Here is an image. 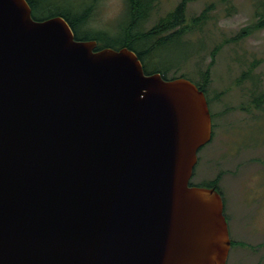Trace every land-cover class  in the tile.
Listing matches in <instances>:
<instances>
[{
    "label": "water",
    "instance_id": "water-1",
    "mask_svg": "<svg viewBox=\"0 0 264 264\" xmlns=\"http://www.w3.org/2000/svg\"><path fill=\"white\" fill-rule=\"evenodd\" d=\"M97 47L0 0V264H227L205 92Z\"/></svg>",
    "mask_w": 264,
    "mask_h": 264
},
{
    "label": "rangeland",
    "instance_id": "rangeland-1",
    "mask_svg": "<svg viewBox=\"0 0 264 264\" xmlns=\"http://www.w3.org/2000/svg\"><path fill=\"white\" fill-rule=\"evenodd\" d=\"M43 1L57 3L60 0ZM180 1L158 0L143 29L156 24ZM188 1L187 18L197 17L205 6L213 4L210 20L201 31L188 36L190 39L167 41L153 50L147 57L149 66L151 69H165L176 65L167 71L169 78L184 74L195 83L200 80L201 72L206 70L213 48L222 46L212 67L207 94L213 100L210 109L215 114L214 134L198 152L191 181L206 186L218 178L227 206L236 199L245 203L248 221L256 216L264 218V103L258 107L254 102L264 98V29H253L250 35L233 40L244 27L254 22L256 5L260 0ZM125 7L126 0H98L91 12L89 25L107 31L108 35H116L119 26L126 21ZM50 9L52 7L43 6L40 12L46 16L52 12ZM143 46L140 42L139 47ZM252 65L256 83L245 80L238 84L241 73ZM252 89L255 91L253 94ZM238 243L244 244L241 240ZM248 247L254 251L259 246L252 244Z\"/></svg>",
    "mask_w": 264,
    "mask_h": 264
},
{
    "label": "trees",
    "instance_id": "trees-1",
    "mask_svg": "<svg viewBox=\"0 0 264 264\" xmlns=\"http://www.w3.org/2000/svg\"><path fill=\"white\" fill-rule=\"evenodd\" d=\"M27 1L32 8V15L34 19L42 20L49 16L61 15L70 24L76 39L97 40V49L103 47L118 49L127 46L138 54L144 65L145 73L148 74L153 72H160L166 79L169 78L168 74H166L167 71L171 70L176 65L168 66L165 69L159 67L151 69V67L149 66L150 62L148 61L147 57L151 56L153 50L167 41L180 40L184 38L190 39L188 38V36L194 35L199 30L201 31L203 29V26L206 25L210 20V11L214 7V5L210 3L205 6L203 11L199 15H197V17L187 18L189 1L181 0L173 8V10L169 11L165 16L160 18L156 22V24L148 29H143L144 22L149 18L150 13L154 9L155 3L158 0H126L124 15L126 17V21L119 26L120 30L116 35H108L107 31L97 30L91 28V26L89 25L92 17L91 12L98 0H60L57 3H44L43 0ZM43 6H46L48 8L52 7V9H50V11L52 12L46 16L42 15L40 11ZM256 6L257 9L254 14V22L244 27L243 30L233 38V40H239L245 36L250 35L253 29H264V0H260ZM140 42H143V48L139 47ZM221 47V45H217L213 48L211 52V60L207 65L206 70L201 72L202 76L200 80H198L197 82L195 81L198 87L205 92V95L209 102V106H211L213 100L211 98L209 99L207 95L208 86L211 81L212 67L216 62V57ZM253 67L254 66L252 65L250 68L244 70L241 73L243 75L239 79L238 84L245 80H251L252 82L254 81L253 74L255 73L253 72ZM178 69L179 65L177 66L176 71H178ZM173 76L174 77L172 78L178 77V75ZM179 76L186 77L184 74ZM254 92V89H252L251 94H253ZM254 102L258 107H261L262 103H264V98H260L259 100H256ZM211 115L213 120L214 134L215 114L213 111H211ZM206 186L217 188L221 192L225 204V198L219 187L218 178L210 181ZM224 214L228 220L225 208ZM233 245L234 240L231 239V246Z\"/></svg>",
    "mask_w": 264,
    "mask_h": 264
},
{
    "label": "crops",
    "instance_id": "crops-1",
    "mask_svg": "<svg viewBox=\"0 0 264 264\" xmlns=\"http://www.w3.org/2000/svg\"><path fill=\"white\" fill-rule=\"evenodd\" d=\"M225 211L228 216V227L231 239L234 240V245L231 246L227 264H264V218L256 216L254 220L248 221L246 218L247 207L244 202H238L236 199L230 201V206L225 202ZM233 216L237 221L233 220ZM238 227V228H237ZM262 232L256 234V232ZM255 234V235H254ZM244 242V244L238 243ZM254 251L248 250L250 247Z\"/></svg>",
    "mask_w": 264,
    "mask_h": 264
},
{
    "label": "flooded vegetation",
    "instance_id": "flooded-vegetation-1",
    "mask_svg": "<svg viewBox=\"0 0 264 264\" xmlns=\"http://www.w3.org/2000/svg\"><path fill=\"white\" fill-rule=\"evenodd\" d=\"M191 185H196V184L192 183Z\"/></svg>",
    "mask_w": 264,
    "mask_h": 264
}]
</instances>
